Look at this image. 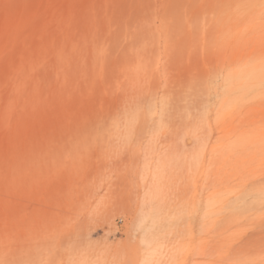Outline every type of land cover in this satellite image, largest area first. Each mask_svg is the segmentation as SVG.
Wrapping results in <instances>:
<instances>
[{"label": "rangeland", "instance_id": "obj_1", "mask_svg": "<svg viewBox=\"0 0 264 264\" xmlns=\"http://www.w3.org/2000/svg\"><path fill=\"white\" fill-rule=\"evenodd\" d=\"M264 0H0V264H264Z\"/></svg>", "mask_w": 264, "mask_h": 264}, {"label": "bare ground", "instance_id": "obj_2", "mask_svg": "<svg viewBox=\"0 0 264 264\" xmlns=\"http://www.w3.org/2000/svg\"><path fill=\"white\" fill-rule=\"evenodd\" d=\"M256 77H258V79L264 81V70H259L257 73H256Z\"/></svg>", "mask_w": 264, "mask_h": 264}]
</instances>
